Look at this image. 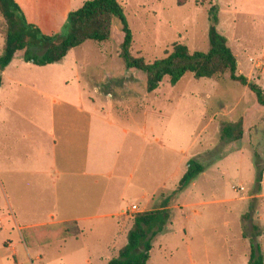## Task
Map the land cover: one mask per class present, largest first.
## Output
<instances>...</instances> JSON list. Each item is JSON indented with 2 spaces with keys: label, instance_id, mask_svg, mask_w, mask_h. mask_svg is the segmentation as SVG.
Instances as JSON below:
<instances>
[{
  "label": "rangeland",
  "instance_id": "rangeland-1",
  "mask_svg": "<svg viewBox=\"0 0 264 264\" xmlns=\"http://www.w3.org/2000/svg\"><path fill=\"white\" fill-rule=\"evenodd\" d=\"M15 1L29 23L43 34L57 35L63 33L68 13L86 0ZM118 1L133 35L132 54L146 61L166 56L175 42L191 52L206 51L209 8L215 5L216 28L236 56L237 73L264 90V0ZM121 27L120 20L113 18L109 40H87L72 48L65 60L82 65L77 74L86 97L94 96L95 85L110 92L109 97L96 95L97 105L133 131L116 166L120 179L108 192L111 201L121 203L123 209L132 207L121 218L84 223L78 235L60 239L62 224L23 229L21 233L18 226L24 221L46 219L35 205L32 214L22 213L21 220L15 221L11 216L18 214L4 200L0 187V264H85L87 256L93 261L99 256L109 260L126 243L133 215L158 208L163 197L177 189L191 159L200 161L204 170L173 198L171 223L153 239L147 264H248L251 241L259 245L264 260V176L260 190L256 183L257 170L264 169V106L228 74L195 79L187 73L175 85L165 77L156 90L147 92L145 74L126 69L118 56ZM5 32L0 16V55ZM28 50L41 52L32 46ZM24 52L15 54L6 69L5 82L15 76L44 78L47 84L43 85L57 93L59 83L51 87L50 76L76 75L60 64L41 75L34 67L23 65ZM16 66H20L19 71ZM74 86L68 84L63 92L73 91ZM24 101L30 100H18ZM240 119L242 138L221 139L223 125ZM245 214H249L247 219ZM26 239H33L32 246L25 245Z\"/></svg>",
  "mask_w": 264,
  "mask_h": 264
},
{
  "label": "crops",
  "instance_id": "crops-1",
  "mask_svg": "<svg viewBox=\"0 0 264 264\" xmlns=\"http://www.w3.org/2000/svg\"><path fill=\"white\" fill-rule=\"evenodd\" d=\"M66 56L60 62L44 66L22 60L23 65L34 67L41 75L48 74L58 64L76 71L71 78H48L51 87L59 83L57 93L49 85H43L47 84L44 78L33 80L32 76L25 79L15 76L5 82L6 69L13 60L2 71L1 194L15 214L17 212L18 217L11 216L15 221L21 220L22 213L32 214L35 205L46 219L33 223L24 221L18 226L20 232L39 226L75 224L80 233L82 224L102 218H121L132 207L123 209L121 203L111 201L108 192L111 185L120 179L116 166L121 162V154L133 131L126 123L112 119L111 113L97 105L96 95L102 98L104 93L109 97L110 92H102L95 85L94 96L86 97L77 74L82 65L76 60L67 64ZM16 68L18 70L20 66ZM70 83L75 84L73 91L64 93L63 89ZM20 99L30 101L22 104L18 102ZM262 170L260 185L264 176ZM120 194L122 199L124 191ZM107 261H103L101 256L94 257V261L87 256L84 262L105 264Z\"/></svg>",
  "mask_w": 264,
  "mask_h": 264
},
{
  "label": "trees",
  "instance_id": "trees-1",
  "mask_svg": "<svg viewBox=\"0 0 264 264\" xmlns=\"http://www.w3.org/2000/svg\"><path fill=\"white\" fill-rule=\"evenodd\" d=\"M182 5V2H179ZM0 16L6 24L5 43L0 55V85L2 71L13 60L18 51H25L22 59L38 66L60 62L74 47L87 40L107 41L111 35L113 18L121 22L123 33L118 56L126 69H137L145 74V88L153 92L165 77L170 85H175L181 77L190 73L195 79L219 78L224 74L241 86L247 87L255 95L259 105L264 106V90L258 84L249 81L243 74L237 73V59L228 46L227 38L216 28L217 8H209L208 48L206 51H190L182 43H173L171 51L164 57L146 61L143 56L132 54L133 35L125 19L124 7L118 0H86L79 8L70 11L64 31L57 35H46L35 25L29 23L22 8L15 0H0ZM32 46L39 54L32 53ZM243 121L226 123L220 130L221 139L240 140L243 136ZM204 170L197 159L187 162L186 169L171 194L164 196L156 209L136 212L126 236V243L105 264H147L150 258L153 239L167 229L171 223L170 209L173 198L185 190ZM262 169L257 170L256 183L260 190ZM163 196V194L161 195ZM249 214L243 217L247 219ZM71 226V227H70ZM60 239L79 233L75 224H65L59 229ZM37 237V234L34 238ZM32 240L26 239V245L32 246ZM49 240L48 242H50ZM47 242V240H46ZM248 264H264L259 245L250 242Z\"/></svg>",
  "mask_w": 264,
  "mask_h": 264
}]
</instances>
